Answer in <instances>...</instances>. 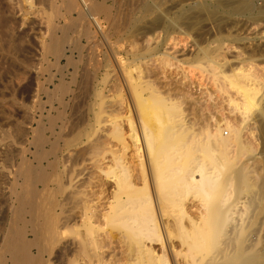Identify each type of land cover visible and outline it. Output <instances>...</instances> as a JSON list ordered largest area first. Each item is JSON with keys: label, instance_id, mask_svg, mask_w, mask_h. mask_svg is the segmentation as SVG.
I'll return each mask as SVG.
<instances>
[{"label": "bare ground", "instance_id": "1", "mask_svg": "<svg viewBox=\"0 0 264 264\" xmlns=\"http://www.w3.org/2000/svg\"><path fill=\"white\" fill-rule=\"evenodd\" d=\"M78 1L81 3V14L84 15L85 17H87L94 24L95 28L97 29V31L95 30L94 32L100 31V33L103 35V38L107 39L108 38L107 34L102 33V28H101V23H100L101 21H99L100 18H98L100 16L97 15V11L101 10L102 8L99 7L98 5H96V6L91 5L89 3V1H87V0H78ZM142 1L143 2L140 1L141 3L139 2L140 4H142L141 12L139 13L140 16H138L136 18V19H138V23H139L136 26L138 33L135 35L136 36V42L135 43L137 45H139L138 48H136V49H138V51L134 55L132 54L133 58H132V60H130L128 67L120 65L121 67L119 66V68H118V69L121 68L119 72L121 73V75L123 77V84H124L123 87L125 86L124 89L127 91V94L129 95L128 98L130 99V103H131L130 106L132 105V108H133L132 110L135 111L137 120H136L135 116H132L135 118L128 117V120H127L128 124L127 125H129V133H126L124 128H123L124 124L122 125V123L119 122V120H118L119 119V113H121V110L124 108L123 103L121 102V101H123V98H122V99H120L121 101H117V99H116L114 101L112 100V101H109L106 103L104 108H102V114L99 115V118L97 121V127L94 128V130L91 132V135H89V136L86 135V133H85L87 131L86 130L87 127H85V129H84V126H83V128L80 127L81 129H83V130H80L78 128V126H76V127L74 126L73 130H74V128H76V130H74V131H75V136L77 133V137H75L73 134L75 139L74 138H73V140L72 139L71 140L64 139L63 136L65 135L64 132L66 131L64 121H66V120L63 121V124L58 126L56 123V119L53 120L55 118V116L52 118V116L54 114L51 115L52 119L50 118L52 120L50 122V131H51V135L55 138L54 141L52 140L53 142L49 141L47 139V136H45V134H44V131L46 132V131H48V129L45 128V130H44L43 128H40V127L38 130L32 131L35 134L33 135V140L31 141L29 139V141H31V142H29L28 138H27L29 133H30L29 128H26V130L24 128V130L22 131V134L19 135L18 137H20V136L22 137V135L26 136V141L29 142V145H27L28 147L26 146L27 149L25 152H23L22 158H23V160L26 159V162H27L29 160V156H30L29 154H33L30 147H31V145L35 146L36 151L33 155H35L36 158L34 157L33 159L38 160V162H37L38 164H36V167H37V165H38V167L35 168V170H34L33 168L35 167V165H34V167L31 165H27L29 163L28 162L26 164V168H25L26 170H22V168L19 167V169H21V170L16 171V173L14 174L9 169L10 165H9V168H7L8 166L4 167V166H2L3 163H1L0 164V192L8 190L7 185L11 183L12 178L20 179V178H23V176H24V179L26 180V184L30 188V191L33 194V196L36 195V197H37L38 194L39 195L40 194L41 195L42 194H46V195L54 194L55 195V202H53L52 200H51V202H53V207L55 209V211L53 210L52 216L56 220V225H55L56 231L54 232L55 234H51L50 233V231H51L50 227L47 228V230H46V232L48 234H46L44 239H45V242L47 241V244H48L47 246L49 247V249H48L47 246L44 245V243L42 241L43 240L42 236L44 233H42V230H41V229H43V231H44L45 230L44 228L47 225L44 227L42 226L41 229H39L38 227L43 222H44L43 223V225H44L46 219L49 217H47V218L45 217L44 218L45 221H42V223L41 222L38 223L39 220L44 217V215L43 214L39 215L38 213H41V212H37L36 208L38 206L36 205L37 207H35V205H34L36 203L35 202L36 197L33 201L35 203H33L32 201H29V200H25L27 198V196L25 197V199H24V197L23 198L18 197L17 198V202H18L17 208L15 206H13V208L14 207L16 208L15 213L17 215V217H16L17 221L14 222L12 220L13 221L12 225L10 227L8 226L9 227L8 228L6 226V223L4 226H2L4 224V221H3L2 217L0 216V264H44L45 260H48V259H44L45 253L46 254L48 253L49 254L48 256L50 257L55 248H56V251H55L56 253L54 255L56 256L57 264H91V262L87 263L84 258H85V256L92 255L90 253V250L92 248H93V250H95L98 247V244H101L102 241L118 238V235L114 236L112 233L108 232L107 228H109V227L119 229V231H120L119 232V238H118L119 240H121V241L127 240L129 243H132V245L129 244V247H128V255L130 256L129 258H130V261L132 262V264H169L167 259L165 258L164 253H163V255L156 254V249L154 247V241H160L161 245L164 247V245L162 243V237L160 235V231L162 228L163 233L167 238L173 236V233L170 230L171 225L176 226L177 230L180 232V234H179L180 237L188 245L187 253L184 255L183 264H264V231H263V234L261 235V232L259 231L260 227H259V230H257L258 226L255 225L258 223V222L255 223L256 222L255 220L257 218L255 217V213H254L255 212L254 206H255V204H257L256 203V197H254L252 195V196H248V198L246 200H244L245 197L243 196L244 195V193H243L244 188L250 186V185L247 186V181H246V177H247L246 173L247 172L245 170L247 168H243V170L246 173L241 169L242 167L240 168V170H238L236 172V181L237 182L234 186V189L236 191V198L234 199V202H231V204H230V201H229L230 198H228L225 195V193H223V190H224L225 186L229 187L232 184L229 185V183L227 182L228 181L227 179L226 180L220 179L222 172L227 170L226 169L227 166L230 167L232 165L230 163L231 161L227 159V156H228L227 147L229 146V138L220 133V137H218V134L215 135L216 139L212 144L206 143L207 145H205V146H208V147H204V145L202 146V142L197 143L198 142L197 141L198 135H197V133H195L196 131H194V130H197V128L196 129L192 128L193 124L190 126L189 123L192 122L190 119L195 116L193 114L197 111H201L200 110L201 106H200V109H199L198 105H197L198 109L197 108L195 109L196 106H194L195 112H193L194 110H192V108L191 109L188 108V107H190L189 105H191V104L186 102L189 104L188 105L185 103V101H183L185 103L184 105H188L187 110L185 111L184 110L185 106H182L183 102L180 105V103H178V102H180V100L176 96H175L176 101L178 99L179 100L178 102L175 101V98L171 99L172 98L171 95L173 94L172 92H177V93H179V96H180V94H182L185 97H186V94L188 95V93H189L188 90H187V92L186 91L184 92V89H181V87H180V89H178L179 85L178 84L174 85L173 80H171V81H173L172 84H168V87L172 86L171 88L168 89L167 87H165L167 85V82H169L171 78L168 79L169 81H167L165 83V85L163 86L165 88L164 89L162 88L163 90L161 91V89H160L162 87L161 80L164 78L163 80L165 82L167 80V78L165 76H163V74L165 73L164 70H160V72L163 71V74H162V72H161L162 75L160 74L163 77H160L159 76L160 72L158 71V69H168V71H166V72H169V68H173L174 66H177V64H179L180 61L178 59H180V58L177 57L178 58L177 59L175 57L176 55H174V54H176V53H173V55H174L173 56L170 53V52H172L171 50H170V52L164 50V46L167 44L166 43L167 42L166 37L169 35L166 34V36H165V33L162 34L163 32L160 31V29L163 30V28H164L163 23L165 20L163 17H165L166 14L163 13L164 16H161L159 14L158 15L154 14L155 16L151 17L153 12H154L153 10L156 8L155 3H153L154 5H152V4H149L147 2H144L145 0H142ZM218 1H220L221 4H225L226 7H228V5L232 6L233 3L238 4V6L236 8L232 7V9L230 11L231 12L230 14L234 15L233 18L235 17V15L240 14L241 10L239 11V6L243 5L245 7V5L249 2V0H218ZM158 3H160V2H158ZM160 6H161V3H160ZM200 6H202V4L199 5V7ZM173 7H174V5H173ZM204 7H200V9L198 7L197 8L199 10L203 11V10H205ZM77 8H79V7H77ZM224 8L222 9V11L225 10ZM240 8H243V7H240ZM181 10L183 11L184 8H182ZM199 10H198V12L200 13L201 11H199ZM216 10H218V9H216ZM246 10H247V8H246ZM258 10H259V8H258ZM159 11H160V9H159ZM171 11H172V9H171ZM162 12H163V10H162ZM195 12H197V11H195ZM213 12H216V11H213ZM169 13H170V11H169ZM179 13L181 14V12H179ZM190 13H191V11L189 12V14ZM201 13H203V12H201ZM209 13L210 12H208L207 15ZM218 13L219 12H217V14ZM187 14H188V11H187ZM242 14L243 15L245 14L244 11L241 13V15ZM195 15L198 16V13H195ZM215 15H216V13H215ZM185 16H186V14H185ZM202 16H203V14H202ZM208 16H210V15H208ZM172 17H174V16H172ZM178 17H180V16H178ZM192 17L193 16H191V18ZM205 17H207V16H205ZM214 17H212V18H214ZM216 17H218V16L216 15ZM256 17L260 21L264 20V6H262L261 9L258 11V15ZM186 18H187V16H186ZM193 19H196L195 16ZM9 21L10 20L5 21V22H7V24H9L13 20L10 22ZM210 21H212V19ZM217 21H219V20H217ZM237 21H239V20H237ZM195 22L196 21H194V23H192V25H190V26L193 27V24H195ZM207 22H209V20H207ZM133 23H135V22H133ZM211 23H213V22H211ZM168 24L169 23H167V25ZM175 24H177V23H175ZM181 24L183 25V23H181ZM187 24H189V23H186V25ZM13 25H14V23H13ZM58 25H61V24H58ZM167 25H166V27H167ZM184 25H185V23H184ZM198 25L200 26V24H198ZM8 26L10 27V26H12V24L8 25ZM34 26H32V27L35 28ZM173 27L174 26L172 25V28ZM5 28H7V27H5ZM50 28H55V26L51 25ZM170 28H168L167 31H169ZM184 28H186V27H184ZM221 28H218V29H221ZM11 30H13V29L11 28L10 31ZM202 30H204V29H202ZM91 31H90V33H91ZM171 31H169V33ZM198 33H199V31H198ZM34 34H33V36H34ZM118 34H120V33H118ZM108 36H110V34ZM202 38H203V36H202ZM93 39H96V38L93 37L91 39V41ZM117 39L118 40L116 42H122L124 40V37H120V39L119 38H117ZM169 39L171 40L173 38H169ZM29 41H31V40H29ZM98 41H99V39H98ZM197 41H198V39H197ZM105 42H106V40H105ZM132 42H133V40H132ZM127 43H129V42H127ZM214 43H215V41H214ZM133 44H134V42H133ZM194 44L197 45L198 43L195 42ZM42 45H44V44H42ZM129 45H131V44L129 43ZM195 45H194V47H195ZM57 46H58L57 42H54V44H52V47H51V50L53 51L55 56H57V57L65 56V52L63 50H61V51L58 50L56 48ZM63 46H64V44H63ZM114 46H116V44ZM134 46H136V45H134ZM167 47L169 48L168 45H167ZM41 49H42V47H41ZM165 49H167V48H165ZM192 49H194V48H192ZM210 49H211V46H210ZM212 49H214V48H212ZM109 50H112L113 54L115 55V58H114L115 62H117V65H119L120 62H118L119 60L116 58V54H117V52L115 51L116 49L114 47H112ZM126 50H128V49H126ZM198 50H200V48H198ZM205 50H207V49H205ZM205 50L203 53L206 52ZM190 51H192V50H190ZM214 51H216V50H214ZM208 52H207L206 56H203L204 55L203 53L199 54V55H200V57L201 56L205 57L206 60H208V59L211 60L210 57L208 58V56L210 55ZM130 53H131V51H130ZM132 53H133V51H132ZM181 53H183L182 49H181ZM109 54H111V53H109ZM113 54H112V56H113ZM220 55H222V54H220ZM187 56L189 57V55H187ZM197 57L198 56L196 55V59H197ZM71 58H72V56H71ZM184 58H186V57L184 56ZM184 58H183V61L185 60ZM202 58H199V59L201 60ZM110 59H112V57ZM199 59L197 61H199V63H200ZM55 60H56V58H55ZM212 60H211V62H209V61L207 62L210 64L207 65L208 67L206 68L205 71L210 73V75H212L213 77L216 78L219 74L222 75L223 70L221 67L223 65L220 67V65L222 63L219 64L218 59H217L218 63H217V61H215V59H212ZM185 62L187 63V60ZM188 63H191L189 61V59H188ZM204 63H205V61H204ZM135 65H137L138 67H136ZM133 66L136 67V69L134 68L136 71H137V68L139 71V74L137 73V75H139V76L136 75L137 79L132 74L135 72V70H134V72L129 71L131 68H133ZM184 67L185 66H183V68ZM202 68H200V69H202ZM113 69H114V66H113ZM116 69H117V66H116ZM262 70H264V69H262ZM131 71H133V69ZM129 72L131 74H128ZM176 72H177V70H176ZM184 72H183V79L186 80V78H187V80L191 81L188 78V76H186L187 75L186 73H185L186 75L184 78ZM233 72L234 73L231 72V74L225 75L224 77L227 79V83L229 82V86L231 85L241 95V97H242L241 101L242 102H241V104L238 105L239 106L238 111H240L242 113V115H244V114L246 115L250 112V110L252 108L258 106V103L256 100V95L258 93V89L256 87H253V85H252L255 77L253 76V74L251 72H244L241 68L235 69V71H233ZM116 74H118V73H116ZM72 75H73V73H72ZM113 75H114V73H113ZM132 75L134 76L135 81L133 80ZM179 76H181V75L179 74ZM159 77L161 78V80H160L161 83H159V84H161L160 85L161 87L159 86L160 91L163 94H164V92H167L168 90L170 92L172 91L170 95H169V91L167 93H165L166 95H169L170 97H165L166 95L162 94L164 96L163 97V96H161V92L158 91V89H157L158 84L155 85L156 84L155 81L157 79H159ZM107 78H110V76ZM120 78H121V76H120ZM174 79H176L175 76H174ZM178 79H180V77L177 78V80ZM107 81H110V80H107ZM171 81H170V83H171ZM176 81H175V83H176ZM180 81L182 82V80H180ZM59 82H60V80H59ZM118 82H119V80H118ZM121 82H122V80H121ZM192 83H193L192 87H194L195 86L194 82H192ZM52 84H53V82H52ZM67 84H68L67 86L70 85L69 82H67ZM103 84H105V86H106L105 82ZM112 84H115V83L113 82ZM197 84H198V82H197ZM65 85H66V83H65ZM65 85H62V84L59 85L58 84L57 86L54 87L55 88L54 91L51 89L52 93H50L49 91H45L44 93L46 94V97L48 99L46 101H48V102L50 101L52 103L51 99H55V100L57 99L59 106H63V107L68 106V103H69L68 100H70V99L64 101L63 98H65V97L60 96V95H62L63 92H64V94L68 95L67 89H64L66 87ZM43 86H45V85L43 84ZM111 86H112V88H115V87H113V85H111ZM111 86H109V87H111ZM114 86L118 87V84H116ZM119 86H121V85H119ZM184 86L185 85H182V88H184ZM190 86H191V84H190ZM190 86L186 85L185 89L187 87H190ZM47 87H49V86H47ZM198 87H199V85H198ZM31 88H33V87H31ZM166 88L168 89L167 91H165ZM219 88H222V87H219ZM115 89L118 91L117 88H115ZM119 89L121 90V87ZM187 89H189V88H187ZM95 90H97V89H95ZM120 90H119V92H120ZM220 90H223V88ZM32 91H34V90L32 89ZM32 91L30 90L31 93H33ZM65 91L67 93H65ZM107 91H109V90L107 89ZM115 91L113 92V94L111 93L110 95H115L114 94V93H116ZM34 92L36 94H38L37 90ZM121 92H123V91H121ZM121 92H120V94H122ZM191 92H192V90H191ZM31 93H29V94L31 95ZM41 95H43V94H41ZM102 95H103V92H102ZM110 95H109V97H110ZM182 95H181V97H179L180 99H183ZM193 95H191L189 93L188 96L190 97ZM197 95H198V93H197ZM188 96L186 98L189 99ZM98 97H99V95H98ZM185 97H184V99H185ZM32 98L33 97H31V100H32ZM68 98H70V96ZM128 98L126 96L127 101H128ZM201 98L203 99V97H201ZM33 99H35V96ZM74 99L75 98L73 97L72 100H74ZM188 99H187V101H188ZM195 99L194 100L191 99V101L189 99V102L194 101L195 105H196V103L199 101V100L197 101V99H199V98L197 97L196 101H195ZM32 101L36 102L35 100H32ZM46 101L44 103H46ZM200 101H202V100H200ZM204 101L205 100H203L202 102H204ZM64 102H67L66 103L67 105ZM72 102H74V101H72ZM98 102H99V100H98ZM149 102H150V104H149ZM125 104L127 105V107H130V106H128L127 103H125ZM27 105L29 106V104H27ZM34 105H35V103H34ZM70 105H71V103H70ZM99 105H101L100 107H102L104 105V103L103 104L100 103ZM31 107L33 108V106H31ZM34 107H36V106H34ZM205 107H206V105L203 106V108H205ZM73 108H75V107H73ZM91 108H93V107H91ZM203 108H202V110H204ZM57 109H55V110H57ZM107 110H109V111H107ZM160 110H163V111H160ZM188 110H190V111L192 110L191 112H193V113H191L189 111L191 113L190 116L193 115L191 118H189L190 116L186 115V113L188 114ZM49 111H50V109H49ZM65 111H66V109H65ZM26 112H27L26 114L29 115L27 110H26ZM40 112H42V110ZM59 112L60 111L58 110L57 111L58 116L56 115V117H58L59 118L58 120L61 121L62 116L60 118L59 114H61V113H59ZM73 112H74V110H73ZM30 113L32 114L31 111H30ZM63 113L65 114L64 110H63ZM105 113L107 115L103 116ZM73 114H75V113H73ZM73 114H72V116H73ZM200 114H201V112L197 116H195L194 119L196 120V117H198V116L200 117ZM48 115L49 114H47V117H48ZM258 115H259L258 117L260 118V121H261V125H260L261 129L260 130H262L263 133L261 131L260 132L264 136V109L259 108L258 109ZM40 116H41V120H42V117L44 115L40 114ZM126 116L127 115H125V117ZM32 117H33V115H32ZM34 117H35V115H34ZM34 117H33V119H34ZM64 117H65V115H64ZM187 117L190 120L189 123L187 121ZM199 117H198V120L201 121V118L199 119ZM86 118H88V117H86ZM81 119H83V118L81 117ZM84 119H85V117H84ZM120 119H121V117H120ZM134 119L136 120V122L134 121ZM212 119L215 123L214 128L219 130L221 128L219 125L220 123L217 120H215L213 117L210 119V121H208V119H207L206 123L208 121L207 124L213 125V123H212L213 121L211 122ZM31 120L29 119L28 122L30 121V123H31ZM68 120H70V118ZM94 120H95V118H94ZM35 121H37V120H35ZM84 121H81V122H84ZM137 122L139 123L138 127H136ZM193 122H194V120H193ZM239 122H241V121H239ZM30 123H29V126H30ZM38 123H39V120H38ZM43 123L41 121V126H44L46 124L45 123L44 125H42ZM68 123L70 124V121ZM72 123H73V125L75 124L73 121H72ZM85 123H86V121H85ZM85 123H82V124L84 125ZM91 123L93 124V122H91ZM199 123H201V122H199ZM206 123L205 124L203 123V125H200V124L199 125L202 128V126L206 125ZM70 125L72 126V124H70ZM224 125H225V128L227 130L231 129L233 126V125H231V122H229L227 120L224 121ZM71 126H69L70 132H71ZM194 126H197L196 121H195ZM209 126L210 125H208V126L206 125L207 128H203V129H206V131H209V134H210V130H211L212 126H210V127ZM89 128H90V125H89ZM57 129H58V131H57ZM77 129L80 131L76 132ZM156 129H158V130H156ZM239 129H240V127H239ZM19 130H22V129L20 128ZM30 130H32V129H30ZM71 133H73V132H71ZM19 134H20V131H19ZM227 134H228V132H227ZM71 136L72 135H70L69 137L71 138ZM263 136H262V138H263ZM12 140H14V139H12ZM19 141L20 140H18V142ZM62 142H63V144H62ZM114 142H116L117 144H115ZM10 143H8V142H6V144L0 143V156L1 155H4L5 157L10 156V154L12 153V148L14 146V144H10ZM48 143L50 144L49 145L50 149L46 150L44 148V146ZM16 144H18V143H16ZM198 145H199V147L201 146L200 148H202L201 149V153L203 154L202 159L200 158L199 155H197L200 152ZM240 147H242V145ZM243 147H244L243 150H245V145H243ZM218 148H221V150H219ZM224 150H226V151L223 152ZM25 153H26V155H25ZM98 156H101V157L98 158ZM61 157H63L62 159H64V161L61 159ZM61 160H62V162H61ZM30 161H32V159ZM64 162H67V164L70 163L69 167H68V165H65ZM61 163H63V164H61ZM226 163H227V165H226ZM22 164H23V162H22ZM30 164H31V162H30ZM12 165L14 166V164H12ZM19 166H20V164H19ZM97 178L102 181L100 190H97L98 192L94 191L95 189H97L95 187H94L95 189L93 190L94 181ZM99 181H98V184L101 183ZM22 182H21V184H23ZM16 184H17V182H16ZM95 184H96V182H95ZM17 186H18V184H17ZM20 187H21V185H20ZM96 187L99 188V186H97V185H96ZM14 188H12V189H14ZM27 190H28V188H27ZM20 191H22V190H20ZM23 191H26V190H23ZM23 191H22V193H23ZM17 193H15V194H17ZM190 195H193L195 198L196 197L202 198V203H203L202 206L205 209L204 210L205 215H207V216L213 215L214 216V218H212L213 220H211V218H208L206 223L210 228L219 227L218 231H216V233L217 232L218 233L219 232H226L225 231L226 222L229 219L234 220L235 223L232 226V230L227 233L228 237L224 241H222L221 243H217V242H213L211 239L210 240L207 239V236H209L210 233L205 232V229L202 227V224L200 223V219L202 220V219H204V217L203 216L201 218L199 217V219L196 220V218L191 214L190 208L187 205V199ZM33 198L34 197H32V199ZM47 198H48V196H47ZM45 199H46V197H45ZM41 200H40V202H41ZM13 201H16V200L14 199ZM43 203H45V201L42 202V204ZM37 204H39V203L37 202ZM214 204L217 205L216 208H214ZM40 208H42V207H40ZM250 209L252 210L251 212H250ZM10 210H11V213H13L12 209H10ZM43 213H46V212L44 211ZM174 213L176 215H173ZM245 215H248V217H245ZM46 216H48V215H46ZM52 216H51V219L53 218ZM54 218L52 219L51 222L54 221ZM246 218H247V220H246ZM51 219H48L47 221H50ZM48 223H50V222H48ZM254 226H257V227L255 228ZM40 227H41V225H40ZM29 232H31L33 234V239H31V240L29 239V237H30L28 235ZM212 234H214V233L212 232ZM54 235H55V237H54V244H53L54 248H53V247H50V243H51V238ZM101 235H103V236H101ZM34 250H36V252ZM178 252H179V254L181 253V251L172 252L173 256H174V253L177 254ZM48 262H49V260H48ZM97 264H101V260H98ZM173 264H182V262H179L178 260H176L174 258Z\"/></svg>", "mask_w": 264, "mask_h": 264}, {"label": "rangeland", "instance_id": "2", "mask_svg": "<svg viewBox=\"0 0 264 264\" xmlns=\"http://www.w3.org/2000/svg\"><path fill=\"white\" fill-rule=\"evenodd\" d=\"M87 1H89V3L91 5H95V6L98 5L99 7L102 8L101 10L97 11V15L100 16V17H98V16L97 17L100 18L99 21H101L100 23H101L102 33L107 34V37H108L107 39L103 38V35L100 33V31L94 32L95 30L97 31V29L95 28L94 24L87 17H85L84 15L81 14V3L78 0H0V113H1L0 114V143L6 144V142L10 143L12 141L10 144H14V146L12 148V153L10 154V156H8V157H5L4 155L0 156V164L3 163L2 166H4V167L8 166L7 168H9V165H10L9 169L14 174L16 173V171L21 170V169H19V167L22 168V170H26L25 168H26V164L28 162L29 163L27 165H31L33 167L35 165V167L33 168L34 170H35V168L38 167V165L36 167V164H38L37 163L38 160L35 159L36 160L35 161L33 159L35 157V155H33V154L36 151L35 146L31 145L30 149L32 150L33 154H29L30 156H29V160L27 162H26V159L23 160L22 154H23V152L26 151V149L28 147L27 145H29V142H31L33 140V135L35 133L32 131L38 130L39 127L43 128L44 130H45V128H47L48 131H46V132L44 131L45 136H47V139L49 141H51V142L54 141L55 138L51 135V131H50V122L52 121L51 119L54 116H55V118L53 120L56 119V123L58 126L63 124L64 120L67 121V122L64 121L65 130H66L65 131L66 133L64 132V134L66 136L63 134L64 135L63 137L66 140H71V139L73 140V138L75 139V137H77V133L75 136V131H74V130H76V128H74V130H73L74 126L75 127L78 126V128L80 130H83V129H81V128H83V126H84V129H85V127H87L86 128L87 131L85 133L88 136L91 135V132L94 130V128L97 127V121H98L99 115L102 114V108H104V106L106 105L107 102L112 101V100L114 101L117 99V101H121L120 99L123 98L124 102L123 101H121V102L123 103L124 108L121 110V113H119V119L118 120H119V122L122 123V125L124 124L123 128H124L126 133H129V125H127L128 124L127 123L128 117H132V116L136 117L135 111L132 110L133 109L132 105L130 106L131 103H130V99L128 98L129 95L127 94V91L124 89L125 86L123 87V85H124L123 84V77H122L121 73L119 72L121 68L120 69H118V68L120 65L128 67L130 60H132V58H133V55L138 51V49H136V48H138L139 45H137L135 43L136 42V36L135 35L138 33L136 26L139 23H138V19H136V18L138 16H140L139 13L141 12V7H142V4H140V3L143 1L142 0H87ZM144 2H147V3L152 4V5H154L153 3H155V6H156L155 9L156 10L155 9L153 10L154 12H153L151 17H154L155 15H158V14L161 16H164L163 13L166 14L165 17H163L165 20L163 23V27L165 29L164 28H163V30L160 29V31L163 32L162 34L165 33V36H166V34L169 35L166 37L167 38V42H166L167 44L164 46V50L169 51V52L171 50L172 52H170V53L172 55H173V53H176L174 55H176L175 56L176 58L177 57L180 58V59H178V58L177 59L180 61L179 64L181 63L180 65L177 64V66H174L173 68H169V72H166V71H168V69H158L159 72H160V70H164V72L166 74L165 73L163 74V71H161V72H162L163 76H165L167 78V80L165 82L163 80L164 78L161 80L160 77H163V76H161L162 74L160 72L159 73V76H160L159 79H157L155 81V83H156L155 85L158 84V88L157 87L156 88L158 89L159 92H161L165 87H167L169 89L172 86L168 87V84H172L174 81V85L175 84L179 85L178 89H180V87H181V89H184V92L185 91L187 92V90H188V92L191 95H193V94L195 95V96L193 95V96L189 97L188 96L189 93H188V95L186 94V97L188 96L190 101H191V99L192 100H194L195 98L197 99V97L199 98V99H197V101L198 100L199 101L200 100L206 101V102L205 101L204 102L198 101L197 102L198 104L196 103V105H195L194 101L189 102V99L186 98L184 95L180 94V96H179V93L171 91L174 94V95L172 94L173 96L171 95V97H172L171 99L175 98V101H176V97H177L180 100V102H178L179 101L178 99L176 102L180 103V105L182 104L183 101H185V103L188 102L191 105H189L188 103H186V104H188L190 106L188 108L189 109L192 108V110H194V106H196L195 109L196 108L198 109V107L200 109V106H201V109H200L201 111H197V110H196L197 112H195V110L193 111V112H195L193 114L195 116H197L201 112L200 117L198 116L199 119L201 118V121L198 120V117H196V120H195L194 119L195 116L193 118H191L193 116V115L190 116V114L193 113V112H191L192 110L191 111L188 110V114L186 113V115L190 116L189 118H191L190 120L192 122L194 120L193 123L192 122L189 123L190 120L187 117V121H188L189 125L191 126L193 124L192 128H195V129L197 128V130H194V131H196L195 133H197V135H198L197 136V141H198L197 143L202 142V146L204 145V147H208V146H205V145H207L206 143L212 144L216 139L215 135L218 134V137H220V133L229 138V146L227 147V153H228L227 159L231 161L230 163L232 165L230 167L227 166V168H226L227 170L222 172V175L223 174L224 175L223 176L221 175L220 179L221 180L227 179L228 180L227 182L229 183V185L230 184H232V185L229 187L225 186L223 193H225V195L228 198H230V200H229L230 204H231V202H234V199L236 198V191L234 189V186L237 182L236 181V172L238 170H240L241 167H242L241 168L242 170H243V168H247L245 170L247 173L244 170L243 171L247 174V177H246L247 186L248 185H250V186L244 188V192H243L244 195L243 196L245 197L244 200H246L248 198V196L253 195L254 197H256V203L257 204H255V206H254L255 207L254 213H255V217L257 218L255 220L256 221L255 223L258 222L255 225H257L258 227L257 226H254V227L255 228L257 227L258 228L257 230H259V227H260L259 231L261 232V235H262L263 231H264V226H263L264 225V145H263L264 144V140H263L264 136H263V134H261L262 130H260L261 129V127H260L261 121H260V118L258 117L259 116L258 115V109L259 108L264 109V70H262V69H264V20L260 21L259 19H257L256 16L258 15V11L261 9V7L264 6V0H249V2L245 5V7L243 5L239 6V11L241 10L240 14L235 15L234 18H233L234 15H231L230 11H231L232 7L236 8L238 6L237 3H233L232 6L228 5V7H226L225 4H221L220 1H218V0H183V1L182 0H147V1L145 0ZM158 2L161 3V6H160V3H158ZM201 4H202V6H200V7L205 6L204 7L205 10H203V11L199 10L200 9L199 5H201ZM173 5H174V7H173ZM77 7H79V8H77ZM240 7H243V8H240ZM158 8L160 9V11ZM182 8H184L183 11L181 10ZM223 8L225 10L222 11ZM246 8H247V10H246ZM258 8H259V10H258ZM171 9H172V11H171ZM197 9L203 13H201V12L199 13ZM216 9H218L219 11ZM162 10H163V12H162ZM169 11H170V13H169ZM187 11H188V14L190 11H191V13L188 15ZM195 11H197V12H195ZM213 11H216V12H213ZM243 11L245 14L241 15V13ZM179 12H181V14ZM208 12H210L208 14L210 16L207 15ZM217 12H219L218 13L219 15L217 14ZM195 13H198V16L195 15ZM215 13L218 17L219 16L220 17L219 18L216 17ZM185 14H186L187 18L185 16ZM202 14H203V16H202ZM172 16H174V17H172ZM178 16H180V17H178ZM191 16H193V17L191 18ZM194 16L196 19H193ZM205 16H207L208 18L210 17V18L208 19ZM212 17H214V18H212ZM215 18L219 21H217ZM211 19H212V21H210ZM8 20H10V21L13 20V21L11 23H9L10 22L9 21L8 22L9 24H7V22H5V21H8ZM207 20H209V22H207ZM237 20H239V21H237ZM194 21H196V22H195V24H193V27H191L190 25H192V23H194ZM133 22H135V23H133ZM211 22H213V23H211ZM13 23H14V25H13ZM167 23H169L170 25L169 24L167 25ZM175 23H177V24H175ZM181 23H183V25ZM184 23H185V25H184ZM186 23H189V24L186 25ZM11 24L13 27L8 26ZM58 24H61V25H58ZM165 24L167 25L168 28L171 27L169 31H171V30L172 31L170 33H169V31H167L168 28L166 27ZM198 24H200V26ZM51 25L55 26V28H50ZM172 25L174 26L173 28H172ZM32 26H34L35 28H33ZM5 27H7V28H5ZM8 27L10 29L12 28L13 30L10 31V29ZM184 27H186V28H184ZM218 28H221L222 30L218 29ZM202 29H204V30H202ZM90 31H91V33H90ZM198 31H199V33H198ZM118 33H120V34H118ZM33 34H34V36H33ZM109 34H110V36H108ZM119 36L124 37V40H123L124 42L123 41L122 42H116L118 40L117 38L120 39ZM202 36H203V38H202ZM91 37L92 38L94 37L96 39H93L91 41V39H92ZM168 37L173 38V39L170 40ZM98 39H99V41H98ZM131 39L133 40L134 44H133ZM197 39H198V41H197ZM29 40H31L32 42ZM105 40H106V42H105ZM214 41H215V43H214ZM54 42H57L58 46L56 48L58 50H60V51L63 50L65 52V56H61V57L55 56V54L51 50L52 44H54ZM127 42H129L131 45H129V43H127ZM195 42L198 43L197 44L198 46L194 44ZM42 44H44V45H42ZM63 44H64V46H63ZM115 44H116V46H114ZM134 45H136L137 47ZM167 45L169 46V48L167 47ZM194 45H195V47H194ZM111 46L116 49L115 50L117 52L116 58L119 60L118 62H120L119 65H117V62H115V59H114L115 55L113 54L112 50H109L112 48ZM210 46H211V49L212 48H214V49L211 50ZM41 47H42V49H41ZM165 48H167V49H165ZM192 48H194V49H192ZM198 48H200V50H198ZM126 49H128V50H126ZM181 49H182L183 53H181ZM205 49H207V50H205ZM190 50H192V51H190ZM204 50L206 51L205 53H203ZM214 50H216V51H214ZM130 51H131V53H130ZM132 51H133V53H132ZM207 52L210 54V55L208 54L209 55L208 58L210 57L211 60L215 59V61H217V59H218L219 64L222 63L220 65V67L223 65L221 67L223 70V71L221 70L222 75L219 74L216 78L213 77L212 75H210V73L205 71L206 68L208 67L207 65L210 64V63H207L210 59L207 58L208 60H206V58L203 57V56H206ZM109 53H111V54H109ZM202 53L204 55L200 57L199 54H202ZM112 54H113V56H112ZM220 54H222V55H220ZM187 55H189L190 58ZM196 55L198 56L197 59H196ZM71 56H72V58H71ZM110 56L112 57V59H110L111 58ZM184 56L186 58H184ZM55 58H56V60H55ZM183 58L185 59L184 61H183ZM199 58H202L203 60L202 59L201 60L203 62ZM188 59L191 63H188ZM198 59L200 60V63H199V61H197ZM186 60H187V63L185 62ZM211 60L209 62H211ZM204 61H205V63H204ZM218 61H217V63H218ZM182 65L185 67L183 68ZM113 66H114V69H113ZM116 66H117V69H116ZM135 66L138 67L137 65H135ZM135 66H133V68H131L129 71L134 72V70L136 69ZM200 68H202V69H200ZM234 68L235 69L241 68L244 72H251L253 74V76L255 77L252 85H253V87H256L258 89V93L256 95V100H257L258 106L252 108L250 110V112L246 115L245 114L242 115V113L240 111H238L239 110L238 105L241 104V102H242L241 101L242 100L241 95L231 85L229 86V82L227 83V79L224 77L225 75L231 74V72L234 73L233 72V71H235ZM132 69H133V71H131ZM175 69L177 70V72ZM130 72L128 74H131ZM183 72H184V78H185V75L187 74L186 76H188V78L191 81L187 80V78H186V80L183 79ZM72 73H73V75H72ZM113 73H114V75L116 73H118V74H116L114 76ZM137 73L139 74L138 68H137V71L135 70V72L132 73L136 79H137V76H139V75H137ZM179 74L182 77L179 76ZM133 75H132V77H133V80L135 81ZM170 75L171 76L173 75V76L171 77ZM109 76H110V78H107ZM120 76H121V78H120ZM174 76L176 79H174ZM179 77H180V79H178L179 80L178 81L177 78H179ZM116 78L119 80V82ZM119 78L122 80V82ZM168 79H170V81L171 80H173V81H171V83H170V81ZM59 80H60V82H59ZM107 80H110V81H107ZM160 80L162 83L160 82ZM180 80H182V82L183 81L184 82L182 83ZM167 81H169V82H167ZM175 81H176V83H175ZM52 82H53V84H52ZM67 82H69V84H70L69 86H67L68 85ZM104 82L106 83V86H105V84H103ZM113 82L115 84H112ZM166 82H167V85L165 87H163ZM192 82H194V85L197 87L196 88L194 86L196 89L194 87H192V85H193ZM197 82H198V84H197ZM65 83H66V85H65ZM159 83L162 84V87L160 86L161 84H159ZM43 84L45 86H43ZM56 84L57 85L62 84V85L66 86V87L64 86L65 87L64 89H67L68 93L66 91H65V93H67L68 95L64 94V92L62 93V95H60L61 97H63V96L65 97V98H63L64 101L70 99V100H68L69 103H68V106H66V107L59 106L57 99L56 100L51 99L52 103L50 101L49 102L46 101L48 99H47L46 94L44 92L49 91L50 93H52V90L54 91V89H55L54 87L57 86ZM116 84H118V87L114 86ZM190 84H191V86H190ZM111 85H113V87L117 88L118 91L115 88H112ZM119 85H121V86H119ZM182 85H185V86L189 85L190 87H187L189 89H187V88L185 89V86H184V88H182ZM198 85H199V87H198ZM47 86H49V87H47ZM109 86H111V87H109ZM218 86L222 87L223 90H220L222 88H219ZM31 87H33V88H31ZM120 87H121V90L119 89ZM106 88L109 91H107ZM159 88L161 89V91ZM167 88L165 89V91L168 90ZM32 89L34 91L37 90L38 94H36L34 91H32ZM95 89H97V90H95ZM30 90L33 93H31ZM119 90H120V92L123 91V92H121L122 94H120ZM191 90H192V92H191ZM114 91L116 92V93H114L115 95H110L111 93L113 94ZM102 92H103V95H102ZM167 92H164V94L161 92V96L166 95L165 93H167ZM171 92L169 91V95L171 94ZM29 93H31V95ZM197 93L199 96L197 95ZM32 94L35 96V99H33L34 96ZM41 94H43L44 96ZM98 95H99V97H98ZM109 95L111 98L109 97ZM169 95H166L165 97H170ZM181 95H182L183 99L179 98V97H181ZM30 96L33 97L32 100H35L36 102H33L31 100ZM69 96H70V98H68ZM126 96L128 98V101L126 99ZM183 96L185 97L186 100L184 99ZM73 97L75 98L74 100H72ZM201 97H203V99ZM187 99H188V101H187ZM196 99H195V101H196ZM98 100L101 104L104 103V105L102 107H100L101 105H99L100 103L98 102ZM45 101H46V103H44ZM72 101H74V102H72ZM34 103H35V105H34ZM64 103L66 104L67 102H64ZM70 103H71V105H70ZM125 103H127L128 106H130V107H127V105ZM185 103L183 102L182 106H185L184 110L186 111L188 105H184ZM27 104H29L30 107ZM149 104H150V102H149ZM197 105H198V107H197ZM204 105H206L205 108H203ZM31 106H33V108ZM34 106H36V107H34ZM73 107H75V108H73ZM91 107H93V108H91ZM202 108L204 110H202ZM40 109L42 110V112H40L41 111ZM49 109H50V111H49ZM55 109H57V110H55ZM62 109L64 110L65 114L63 113ZM65 109H66V111H65ZM26 110L28 111L29 115L26 114L27 113ZM58 110L60 111L59 113H61V114H59L60 118L62 116L61 121L58 120L59 119L58 117H56V115L58 114L57 113ZM73 110H74V112H73ZM30 111L32 112V114L30 113ZM107 111H109V110H107ZM160 111H163V110H160ZM73 113H75V114H73ZM40 114L44 115L42 117V120H41ZM47 114H49L48 117H47ZM72 114H73V116H72ZM32 115H33V117L35 115L34 119H33ZM51 115H53L52 118H51ZM64 115H65V117H64ZM106 115L107 114L105 113L103 116H106ZM125 115H127V116L125 117ZM27 117L30 120L32 119L31 123H30V121L28 122L29 119ZM81 117L83 119H81ZM84 117L86 120L84 119ZM86 117H88V118H86ZM120 117H121V119H120ZM135 117H132V118H135ZM212 117L220 123L219 125L221 128L219 130L214 128L215 123H214L213 119L211 120V122L213 121L212 123L214 126L211 124H207L208 121H210V119ZM69 118H70V120H68ZM94 118H95V120H94ZM207 119H208V121L206 123ZM35 120H37V121H35ZM38 120H39V123H38ZM84 120L86 121V123ZM136 120H137V117H136ZM136 120L134 119L135 122H136ZM225 120L231 122V125H233L231 129L227 130L225 128V125H224ZM41 121H42V123L44 122L42 125H44L45 123L46 124L44 126H41ZM69 121H70V124H72V126L68 123ZM72 121L75 123L74 125H73ZM81 121H84V122H81ZM195 121H196L197 126H194ZM198 121L201 123H199ZM239 121H241V122H239ZM91 122H93L94 125ZM197 122L200 125H203V123L204 124L206 123L207 126L208 125L212 126L211 130H210V134H209V131H206V129H203V128H207L206 125L202 126V128H201V126ZM29 123H30V126H29ZM82 123H85V124L83 125ZM89 125H90L91 129L89 128ZM136 125H137L136 127H138L139 123L137 122ZM69 126H71V132H73V133L70 132ZM239 127H240V129H239ZM20 128L22 130H19ZM24 128H25V130H26V128H29L30 133L27 137L28 141H29V139L31 140L29 142L26 141V136L22 135L23 138L20 136L22 139L20 137H18L19 135L22 134V131L24 130ZM30 129H32V130H30ZM18 130L20 131V134H19ZM80 130L77 129L76 132H79ZM156 130H158V129H156ZM57 131H58V129H57ZM227 132H228V134H227ZM73 134L75 137L73 136ZM70 135H72L71 138L69 137ZM262 136H263V138H262ZM12 139H14V140H12ZM17 139L20 141L18 142ZM2 141L3 142L5 141V142L3 143ZM16 143H18V144H16ZM114 143L117 144L116 142H114ZM62 144H63V142H62ZM240 144L242 145V147H240L241 146ZM49 145H50L49 143L46 144L44 146V148L46 150H49L50 149ZM243 145H245V150H243L244 149ZM198 147H199V145H198ZM200 147H199L200 152L197 155H199L200 158L202 159L203 154L201 153L202 148H200ZM218 149L221 150V148H218ZM225 151L226 150H224L223 152H225ZM25 155H26V153H25ZM99 157H101V156H98V158ZM62 158L63 157H61V159ZM31 159H32V161H30ZM62 160L64 161V159H62ZM62 160H61V162H62ZM22 162H23V164H22ZM30 162H31V164H30ZM12 164H14V166ZM19 164H20V166H19ZM61 164H63V163H61ZM64 164L68 165V167L70 165V163L67 164V162H64ZM226 165H227V163H226ZM23 179H24V176H23V178H20V179L12 178L11 183L7 185L8 190L1 191L2 193L0 192V216L2 217V219L4 221V224L2 226H4L6 223V226L10 227L12 225L13 221L14 222L17 221V219H16L17 215L15 212H16V208L18 206V204H17L18 203L17 202L18 197L19 198L24 197V199H25V197L27 196V198L25 200H29L32 202L34 201V199L36 197V195L33 196V194L30 191V188L26 184V180L25 179L23 180ZM14 180L17 182L18 186ZM99 180L100 179L97 178L94 181L93 190L95 188H97L94 190L96 192H98L97 190H100V188H101L102 181L101 180L99 181ZM98 181L101 182V183H99L100 185L98 184ZM21 182L23 184H21ZM95 182H96V184H95ZM19 184L21 185L22 188L20 187ZM96 185L99 186V188L96 187ZM12 188H14V189H12ZM27 188H28V190H27ZM20 190H22V191L26 190V191H23V193H22V191H20ZM13 193L14 194L17 193V194L14 195ZM47 196H48V198H47ZM32 197H34V198L32 199ZM45 197H46V199H45ZM11 198L13 200L15 199L16 201H13ZM40 200H41V202H40ZM51 200L53 202H55V195L54 194H52V195H46V194H42V195L40 194L39 195L38 194L36 197V200H35L36 203L33 202V203H35L34 204L35 207L38 206L36 208L37 212H41L38 214L44 215V217L42 219H40L38 223H40V222L42 223V221H45L44 220L45 217L46 218L49 217L46 219V221L48 219H51V216L53 214V210L55 211V209L53 207V202H51ZM44 201H45V203L42 204V202H44ZM37 202L39 204H37ZM202 204H203L202 198H200V197L195 198L193 195H190L187 199V205L189 206L191 214L196 218V220L199 219V217L200 218L202 216L204 217V219H202V220L200 219V223L202 224V227L205 229V232L210 233V235L207 236V239H209V240L211 239L213 242L221 243L222 241H224L228 237L227 233L232 230V226L234 225L235 222L233 219H229L226 222V227H225L226 232H219V233L217 232L216 233V231H218L219 227L210 228L206 223L208 218H211V220H213L212 218H214V216L213 215H208V216L205 215V211H204L205 209L202 206ZM216 204H214V208L217 207ZM13 206H15L16 208L15 207L13 208ZM40 207H42L43 209ZM9 208L12 209L13 213H11V210ZM44 211L46 213H43ZM251 211L252 210L250 209V212ZM46 215H48V216H46ZM173 215H176V214L174 213ZM245 217H248V215H245ZM52 219L50 221H47V222L45 221L44 225H43V223H44L43 222L42 224H40L41 227H40V225L38 227L39 229H41L42 226L44 227L47 225L44 228L45 229L44 231H43V229H41L42 233H44L42 236V239H43L42 241H43L44 245H46V246L48 244H47V241L45 242L44 238H45L46 234H48L46 232L47 228H49V227L51 228L50 229L51 234H55L54 232L56 231V229H55L56 228L55 227L56 220L54 218L55 222L54 221L51 222ZM246 220H247V218H246ZM48 222H50V223H48ZM107 230L109 233H112L114 236L118 235V238H119V232H120L119 229L109 227V228H107ZM170 230L172 231L173 236L167 238L164 235L163 230L161 228L160 235L162 237V243H163L164 247L161 245L160 241H154V247L156 249V254L163 255V253H164L165 258L167 259L169 264H173L174 258L176 260H178L179 262H182V264H183L184 255L187 253L188 245L180 237V235H179L180 232L177 230L176 226L171 225ZM212 232L214 234H212ZM30 233L31 232H29L28 235L30 236L29 239L31 240V239H33V234L32 233L30 234ZM101 236H103V235H101ZM54 237H55V235L52 236V238H51L50 247L54 246L53 245L54 244ZM118 238L102 241L101 244H98V247L95 250H93V248L90 250V253L92 255L85 256V258H84L85 261L87 263L91 262V264H97L98 260H101V264H132V262L130 261V258H129L130 256L128 255V247H129V244L132 245V243H129L127 240L121 241ZM47 248L49 249L48 246H47ZM173 250L174 251H181V253L180 254H179V252L177 254L174 253V256H173V253H172V252H174ZM34 251L36 252V250H34ZM55 251H56V248L53 250L52 255L50 257L48 256L49 255L48 253L47 254L45 253L44 259H48L49 262H48V260H45L44 264H57V262H56L57 259H56V256L54 255L56 253Z\"/></svg>", "mask_w": 264, "mask_h": 264}]
</instances>
